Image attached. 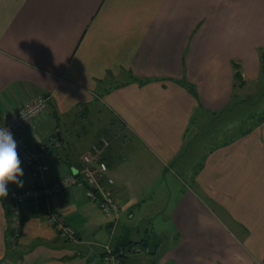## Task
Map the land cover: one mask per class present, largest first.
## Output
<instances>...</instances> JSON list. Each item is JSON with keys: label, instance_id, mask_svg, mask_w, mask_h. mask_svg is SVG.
Here are the masks:
<instances>
[{"label": "crops", "instance_id": "crops-1", "mask_svg": "<svg viewBox=\"0 0 264 264\" xmlns=\"http://www.w3.org/2000/svg\"><path fill=\"white\" fill-rule=\"evenodd\" d=\"M261 53L264 0H0V123L46 101L20 132L48 150L46 184L81 171L104 138L99 184L120 205L110 220L78 188L17 207L0 197V264H102V246L129 244L141 252L121 264H264V117L195 146L197 121L202 129L236 87L260 82ZM67 121H95L105 135ZM21 168L23 186H10H38ZM14 209L20 235L9 243ZM47 211L63 213L76 242L59 240Z\"/></svg>", "mask_w": 264, "mask_h": 264}, {"label": "built area", "instance_id": "built-area-1", "mask_svg": "<svg viewBox=\"0 0 264 264\" xmlns=\"http://www.w3.org/2000/svg\"><path fill=\"white\" fill-rule=\"evenodd\" d=\"M46 101L38 98L33 102L24 103L11 114L4 117L0 123V128H6L10 131L13 139L17 142V152L21 164L33 176L40 178L37 187L26 188L23 191H17L10 184L7 185L8 197L14 202L15 206L31 204L41 199L52 198L62 191L78 188L84 192V198L94 203L106 219L116 220L120 209L113 192L103 188L99 181L106 178L107 168L101 160L102 150L107 146L105 140H100L99 145L93 147L92 152L83 156L81 159L82 169L77 174L63 176L50 184H46L42 174L46 167L41 164V159L48 156V150L44 149L39 154L31 148H28L21 136V130L40 118L46 111ZM111 185V180H107ZM12 229L14 230L9 239L13 243L20 235L19 216L17 209L13 210ZM46 225L51 227L59 240L63 242L74 243L77 241V233L64 220L63 213L56 211H47L43 216ZM102 264H121V257L128 254H139L141 248L132 246L129 249H119L117 252L112 251L108 245L102 246Z\"/></svg>", "mask_w": 264, "mask_h": 264}, {"label": "rangeland", "instance_id": "rangeland-1", "mask_svg": "<svg viewBox=\"0 0 264 264\" xmlns=\"http://www.w3.org/2000/svg\"><path fill=\"white\" fill-rule=\"evenodd\" d=\"M264 69V64H263ZM234 103L227 110L219 115L202 122V129L199 128L197 121V130L199 131L195 146L205 149L208 145H212L217 141H227L240 135L241 132L248 128H252L256 122L264 117V73L258 83H249L244 88L236 87L234 89ZM100 118L105 117V112H102ZM68 118V117H67ZM195 122V121H194ZM69 129L78 128L85 131V134L90 132L91 136L97 138L100 135H105L102 126L96 125L95 121L75 122L67 121ZM67 127V128H68ZM192 147V145H191ZM187 163L194 164L195 157L189 152ZM163 190V189H162ZM136 220V219H135ZM133 220V222L135 221ZM159 219H155L154 222ZM45 222V221H44ZM126 229H128L125 226Z\"/></svg>", "mask_w": 264, "mask_h": 264}, {"label": "clouds", "instance_id": "clouds-1", "mask_svg": "<svg viewBox=\"0 0 264 264\" xmlns=\"http://www.w3.org/2000/svg\"><path fill=\"white\" fill-rule=\"evenodd\" d=\"M23 169L17 152V142L6 128H0V197L8 195L7 185L23 186Z\"/></svg>", "mask_w": 264, "mask_h": 264}, {"label": "trees", "instance_id": "trees-1", "mask_svg": "<svg viewBox=\"0 0 264 264\" xmlns=\"http://www.w3.org/2000/svg\"><path fill=\"white\" fill-rule=\"evenodd\" d=\"M262 54V53H261ZM263 56H264V54H262V56L260 57L261 58V61H262V65L264 64V58H263ZM236 69H237V67H235ZM234 81H241V78H240V74H239V72L238 71H236L235 73H234ZM105 140L104 138H101L100 140ZM100 140L98 141V143H97V145L96 146H98L99 145V142H100ZM101 158H102V156H101ZM102 160V159H101ZM107 168V167H106ZM33 187H35V186H33ZM37 187V186H36ZM83 194H84V192H83ZM89 201V200H88ZM119 209H120V206H119ZM137 245H141L142 244V242H138V243H136ZM132 246H136L135 244H129V246H126V247H121V248H119V249H124V250H126V249H129L130 247H132ZM138 247V246H137ZM119 249H117V250H112V251H114V252H117ZM125 257V256H124ZM124 257H121L120 259H121V263H122V259L124 258Z\"/></svg>", "mask_w": 264, "mask_h": 264}]
</instances>
